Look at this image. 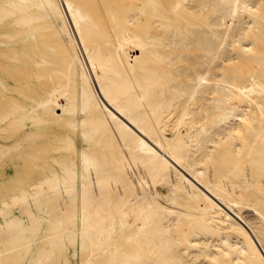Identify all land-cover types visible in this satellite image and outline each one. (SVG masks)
Wrapping results in <instances>:
<instances>
[{
  "label": "bare ground",
  "instance_id": "obj_1",
  "mask_svg": "<svg viewBox=\"0 0 264 264\" xmlns=\"http://www.w3.org/2000/svg\"><path fill=\"white\" fill-rule=\"evenodd\" d=\"M62 1L0 0V264H264V0Z\"/></svg>",
  "mask_w": 264,
  "mask_h": 264
},
{
  "label": "rangeland",
  "instance_id": "obj_2",
  "mask_svg": "<svg viewBox=\"0 0 264 264\" xmlns=\"http://www.w3.org/2000/svg\"><path fill=\"white\" fill-rule=\"evenodd\" d=\"M59 2H60V4L62 5V7H65L64 6V4H63V1L62 0H59ZM72 28H73V25H72ZM73 30V29H72ZM79 46V45H78ZM80 50H81V48H80ZM86 70L88 71V73H89V75H90V78L92 79V80H95V78H93V76L91 75V72L89 71V69L86 67ZM59 99L61 100V101H65V99H64V96H60L59 97ZM61 110L60 109H58V112H60ZM257 216V214L255 213V211H253V210H246L245 212H244V217L248 220V223H250V225H251V223H252V221H254V220H256V217ZM237 218V217H236ZM237 219H239V218H237ZM240 221H241V218L239 219ZM243 224H244V222H243V220L241 221ZM248 226V225H247ZM246 226V228H248V229H250V227L248 226L247 227ZM253 228V227H252ZM250 232H252V234H253V231H251V229H250ZM254 237H255V235H254ZM256 238V240L258 241V245H260V248L264 251V246L262 245V242L259 240V239H257V237H255Z\"/></svg>",
  "mask_w": 264,
  "mask_h": 264
}]
</instances>
